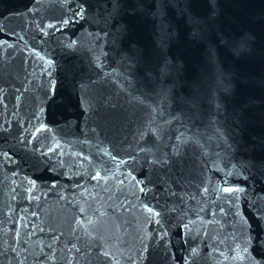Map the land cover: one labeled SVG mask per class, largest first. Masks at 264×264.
Returning a JSON list of instances; mask_svg holds the SVG:
<instances>
[{
    "label": "water",
    "instance_id": "1",
    "mask_svg": "<svg viewBox=\"0 0 264 264\" xmlns=\"http://www.w3.org/2000/svg\"><path fill=\"white\" fill-rule=\"evenodd\" d=\"M263 61L264 0H0V264H109Z\"/></svg>",
    "mask_w": 264,
    "mask_h": 264
},
{
    "label": "snow or ice",
    "instance_id": "2",
    "mask_svg": "<svg viewBox=\"0 0 264 264\" xmlns=\"http://www.w3.org/2000/svg\"><path fill=\"white\" fill-rule=\"evenodd\" d=\"M82 11H83V9L78 8L76 11L73 12V17L81 15ZM72 22H73V20L71 18L63 19L61 21V23L64 24V25H67V24L72 23ZM50 27H51V25H50ZM42 128H43V125H41V128L37 129V131H40ZM224 191H231V189H227L226 188V189H224ZM244 250L247 251V248H245ZM256 264H260V262H256Z\"/></svg>",
    "mask_w": 264,
    "mask_h": 264
}]
</instances>
